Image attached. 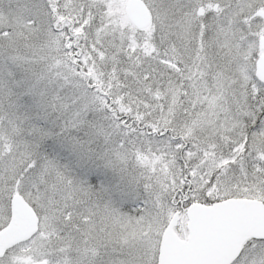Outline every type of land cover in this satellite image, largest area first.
Returning <instances> with one entry per match:
<instances>
[{
	"label": "snow or ice",
	"instance_id": "6c2138e0",
	"mask_svg": "<svg viewBox=\"0 0 264 264\" xmlns=\"http://www.w3.org/2000/svg\"><path fill=\"white\" fill-rule=\"evenodd\" d=\"M0 264H264V0H0Z\"/></svg>",
	"mask_w": 264,
	"mask_h": 264
}]
</instances>
